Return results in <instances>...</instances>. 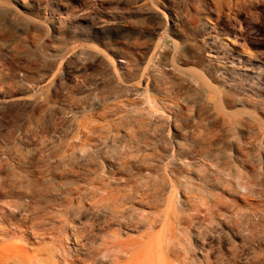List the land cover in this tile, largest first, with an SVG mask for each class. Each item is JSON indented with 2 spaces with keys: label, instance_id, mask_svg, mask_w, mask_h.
Wrapping results in <instances>:
<instances>
[{
  "label": "rangeland",
  "instance_id": "obj_1",
  "mask_svg": "<svg viewBox=\"0 0 264 264\" xmlns=\"http://www.w3.org/2000/svg\"><path fill=\"white\" fill-rule=\"evenodd\" d=\"M204 258L264 264V0H0V264Z\"/></svg>",
  "mask_w": 264,
  "mask_h": 264
},
{
  "label": "bare ground",
  "instance_id": "obj_2",
  "mask_svg": "<svg viewBox=\"0 0 264 264\" xmlns=\"http://www.w3.org/2000/svg\"><path fill=\"white\" fill-rule=\"evenodd\" d=\"M174 187V186H173ZM26 207V206H25ZM184 218V217H183ZM185 219V218H184ZM62 229V228H61ZM78 236V235H77ZM79 240V238H78ZM78 242V241H77ZM200 262H204L205 264H215L214 262H211L208 260V258H204V260H200ZM185 264H189L188 262H185Z\"/></svg>",
  "mask_w": 264,
  "mask_h": 264
}]
</instances>
